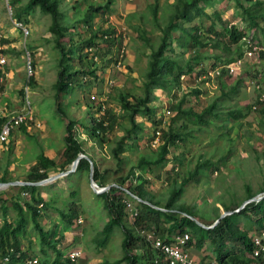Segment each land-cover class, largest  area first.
<instances>
[{
    "label": "rangeland",
    "instance_id": "obj_1",
    "mask_svg": "<svg viewBox=\"0 0 264 264\" xmlns=\"http://www.w3.org/2000/svg\"><path fill=\"white\" fill-rule=\"evenodd\" d=\"M236 2L237 0H213L211 5L205 7L207 13L201 18L203 25L207 27L210 24L220 29L222 21L217 17L218 13L221 20L228 24L234 21L237 26L242 27L244 20L239 15L240 9L237 8ZM243 2L247 3L246 0ZM90 3L93 6L109 3V7L103 14L99 12L93 14L89 17V23H86L83 18ZM174 3L175 0L157 1L160 25L167 22L175 7ZM153 4L154 0H59L60 23L66 27L65 32L69 37V40L65 41L66 48L75 46L91 35V30L97 27L112 28L117 40L119 34L122 36L121 46L112 45L111 51L104 44L101 45L102 47L93 46L91 49L82 50L84 65L89 69H94L95 75L81 74L73 82L70 92L64 94L63 97L62 107L66 113L64 116V112L58 110L54 97L53 84L59 67V50L56 47L54 35L48 28L51 22L50 14L36 6L28 16L30 34L24 38L16 20L12 17L11 3L8 0H0V45L1 48L6 49L2 51L6 57V63L2 66L5 73L0 82V114L21 109L28 99L33 117L41 122L40 125L35 126L33 121H28L25 123V130L16 126L7 140L0 143V177L11 181L10 184L0 186L1 196L6 197L8 206L6 216L9 219L16 217L12 201L16 200L18 195L21 198L28 196V191L20 187L22 183L15 181L26 180L25 176L31 165L35 163L38 154L43 152L56 162L63 160V136L66 121L69 119L74 121L77 137L85 149L84 154L92 158V162H95L99 170L104 172L107 182L115 183L116 178L119 177H126V182H129L132 178L127 177L130 171L133 170L135 174L139 172L147 179L146 188L149 194L160 202L165 201L171 187L172 177L168 178L167 171L170 170L173 162L177 163L179 172L177 177L180 181L186 175V168L192 167L200 155V158L211 156L217 159L221 154H226L218 170L212 173L209 170L203 171L198 180L188 181L176 200L178 204L191 206L199 217L197 218L199 221L204 224L210 223L206 225L212 224L214 213L217 210L216 206L219 212L226 210L221 203L242 204L248 188L256 194L262 193L260 189L264 187V114L259 110L263 103L256 99L258 92L264 91V70L261 66L264 60L258 55H247L245 51L240 62L235 64V71L228 73L229 75L226 74L224 79L227 85H230L242 70H250V72L245 76V83L242 81L239 85L237 94L224 100L220 99L216 116L213 118L214 122L207 126V129L212 128L208 130L209 132L194 131L195 136L189 137L186 145L180 143L177 147L170 146L169 158L162 167L137 170L139 158L155 155L158 145L157 143L152 145L149 141L153 128L152 119L136 115L135 120L142 124L143 130L135 129L139 131L138 139L133 140L127 137L125 139L127 145L124 144L118 156L114 155L113 149L121 137L126 136L128 132L126 128L132 127L127 113L121 109L120 93L129 94V100L132 101L133 94L143 95V83L150 52L157 47L162 34L159 26L152 19ZM198 21L199 17H196L192 22ZM136 26L145 29L149 36L148 44H145L139 37ZM1 37L9 38L10 41L2 43ZM205 37L228 41L227 38L216 37L211 32H206ZM95 41L101 42V39L96 38ZM25 46L30 50L34 62L32 74L34 79L31 82L27 81ZM173 46H175L174 52L170 53L181 63L185 62L191 51L197 49L201 53V63L206 67L212 64L214 54L223 52V48L211 45L191 49L190 47L179 48L173 42ZM233 46L234 44L231 45ZM73 55L75 57L71 60V69H80L82 64L76 57V50ZM108 57L113 59L105 62L103 58ZM195 79L192 72L190 78L185 77L179 87L171 84L169 89L155 87L152 90L153 97L150 105L156 108L158 116H162V126L167 127V123L175 113V109L170 105L176 103L183 94L186 98L184 105L193 107L195 110L202 109L218 96H222L215 79L201 82L203 90L201 93H190L189 89ZM247 103L251 104V108L242 119L233 121L227 114L229 109ZM98 104L109 107L114 112L116 121L112 127L109 126L103 130L100 138H92L86 127L90 124L92 112L99 115L95 109ZM252 104H257V107L253 108ZM168 108H171L169 113L166 112ZM181 149L185 152L183 154L185 162L182 164L178 163L175 157ZM60 171L64 170L51 169L50 175ZM91 172L93 177V168ZM132 180L135 181L136 178ZM93 182L96 189L101 187L95 181ZM126 184H123L124 188ZM38 187L40 194L48 202L40 216V222L48 231L54 222L59 221L57 208L68 207V201L72 198L77 202L81 221L63 231L59 244L63 252L73 248L80 249L78 264H113L115 259L122 257L123 231L119 226L114 227L104 245L99 244V231L108 219V212L103 206L102 198L95 193L91 184L90 170L82 169L61 174L38 184ZM74 190L75 193L71 194ZM126 200L128 211L126 223L130 224L131 211L136 207V201L130 197ZM1 212L2 210H0V222L3 219ZM26 216H29L27 212ZM239 223L242 228H245L246 223L243 218ZM258 230H260L258 224L253 223L249 234ZM58 232L57 229L56 234ZM21 241L23 247L31 254H35L38 259L43 257V251L48 254L49 258L55 254L50 245L41 242L38 231L31 221H28ZM188 251L199 263L217 262L208 241L201 248L189 246ZM116 264H126V262L121 260Z\"/></svg>",
    "mask_w": 264,
    "mask_h": 264
},
{
    "label": "trees",
    "instance_id": "obj_2",
    "mask_svg": "<svg viewBox=\"0 0 264 264\" xmlns=\"http://www.w3.org/2000/svg\"><path fill=\"white\" fill-rule=\"evenodd\" d=\"M110 1V0H108ZM157 1L154 0V4L151 8L152 19L159 26L162 34L156 48H153L150 52V58L148 60V69L145 73V80L143 83L144 93L142 96H132L133 101L129 100V94L120 93V105L121 109L127 113V117L131 123V128L126 136H122L117 146L113 149L114 155L118 156L122 151V147L130 139H138V132L143 130V126L140 122L135 120L136 115H142L152 119L153 128L149 141L155 135V130H159V140L157 143V150L153 156H141L137 163V170L139 169H154L162 167L169 158L170 146H179L180 143L186 145L189 137H194V131L205 132L211 130L207 129L208 124H213V118L216 116V109L221 102L220 99H227L233 94H237L239 85L243 81L245 83V76H247L250 70H242L238 73L237 78L230 85L226 83L224 77L229 75L227 68L224 64H229L235 59L241 57L247 46L241 40V37L248 31H252L251 38L254 43L264 47V0H246L245 4L243 0H237V8H239V15L244 20L242 27L237 26L235 22L228 24L221 20L220 14L217 13V17L222 21L220 29L214 28L213 25H203L202 16L207 11L205 7L211 5L213 0H175V7L170 13L166 23L160 25L157 13ZM245 1V0H244ZM12 7V17L16 21L28 25V16L31 11L38 6L41 10L47 12L51 16V22L48 26L50 32L54 35L56 47L59 50L58 70L56 79L54 82V97L57 103L58 110L64 112L62 104H64V94L70 92L73 82L77 80L79 75L92 73L95 75L94 69H89L84 65L82 50L107 45V49L111 51L112 45L121 46L122 36L119 34L118 40L114 36V30L110 27L101 28L97 27L92 31L91 35L84 38L73 47H65V41L69 40L65 29L66 27L60 23V10L59 0H8ZM109 3L104 5L89 4L83 21L89 23V20L95 13H105L108 10ZM199 17L198 22H192L194 18ZM139 37H141L145 44L149 43V36L144 28L136 26ZM177 34H174V32ZM206 32L213 33L216 37L227 38L225 40H212L213 38L205 37ZM96 38H100L101 42L95 41ZM210 38V39H209ZM9 38L1 37L2 43L9 42ZM173 42L179 48L207 45L218 46L223 48L222 53L214 54V60L209 67L203 66L201 63V53L195 49L190 52L184 63H181L170 52H174ZM222 42V44H220ZM234 44L233 47L231 45ZM106 49V50H107ZM77 51V59L82 64L80 69H71V60L74 59L73 52ZM0 51H6L5 48H0ZM87 51V50H86ZM86 55V53H84ZM106 55V54H105ZM258 57L264 60V49H258ZM113 58H103L105 62L111 61ZM220 66L219 73L214 75V78L221 90V97L215 98L212 102L204 106L200 110H195L193 107H186L185 95L177 100L176 103L170 105L175 109L174 115L166 126H162V116L157 115V110L150 105V101L153 97L152 90L155 87H161L169 89V85L175 87L181 86L180 75L187 73V78H190L191 73L193 76L198 77L200 74L207 71V68H215ZM264 70V61L261 64ZM3 74V70L0 67V75ZM33 76L27 80L33 81ZM194 80L193 85L189 89L192 94H199L203 90L200 83L204 79L198 81ZM263 91V90H262ZM256 101L262 102L263 106L260 107V111L264 114V98L260 99L261 91L258 92ZM255 106V107H253ZM253 108L257 107V104H252ZM170 108V109H171ZM251 108V104H245L236 108H231L227 111L229 117L233 121H238L245 117ZM99 112V115H95L94 112L90 114V124L87 125L86 130L90 137L100 138L103 130L107 127H112L116 121L114 112L109 107H105L102 104H98L95 108ZM156 114V117H155ZM5 116L0 114V125ZM180 121L179 123H175ZM161 124V125H160ZM19 126L25 130V123L22 122ZM135 129H138L137 131ZM264 131V123H263ZM209 132V131H208ZM64 147L62 150L63 160L56 162L53 158H50L43 152H40L27 172L25 179L28 181H37L50 175L51 169L66 170L70 167L72 160L80 152L85 153V149L82 146L81 141L77 137L76 128L74 127V121L69 119L65 124V134L63 136ZM231 151L230 149L228 150ZM184 150L181 149L180 153L175 156L178 159V163L185 162ZM183 155V156H182ZM201 156V155H200ZM197 157L192 167L186 168V175L182 177V180H178V166L173 162L170 170L167 171L168 178L170 179V190L168 196L164 202H160L154 199L146 188L147 179L144 178L139 172L136 174L133 170L130 171L127 177H132L129 182H126V177L116 178V182H107L105 180L104 172L100 171L97 164L93 162V180L99 186L109 185L108 188L101 192H95L103 200V206L108 212V219L105 221L103 227L99 231V244L104 245L111 235L115 226H119L123 231V237L121 240V247L123 255L121 258L115 259L113 264L118 263L121 260H125L126 264H167V258L159 249L154 247L150 241L140 233L142 229L153 232L154 236H160L162 238H170L175 233H188L189 238L186 240L185 246L201 248L208 241L212 246L215 253V259L218 264H264V261L259 257H253L252 240L249 234L253 223L258 224L260 229L264 228V195L259 199H254L246 202L238 210H234L240 206V204L231 202L226 204L221 203L226 210H232L231 212L222 216L211 227H204L196 222L197 214L193 211L192 207L184 204L176 203L177 198L183 191V186L190 180H198L203 171L209 170L211 173L220 168V162L224 161L226 154H221L217 159H213L211 156L204 158ZM92 159V158H90ZM86 169L89 170V159L81 157L75 169L78 171ZM171 174V175H170ZM136 178L135 181L132 179ZM1 181H7L4 177H0ZM127 183L125 188L123 184ZM20 187L28 191L26 198H21L19 195L16 200L12 201V206L16 210V217L9 219L7 214L6 197L0 194V210L3 215V219L0 222V258L5 264H25L26 259L31 255L27 249L22 245L21 237L25 234V229L28 221H31L38 231L40 240L42 243L50 245L55 254L52 258H49L45 251L42 254L43 257L38 259L36 264H67L70 260L65 256L66 252H63L59 246L63 237V231H66L71 226L78 222L79 209L77 202L72 198L68 201V207L57 208L59 214V221L54 222L51 229L48 231L44 228L40 222V216L43 214L42 209L46 208L48 202L44 200V197L39 192V187L36 184H21ZM264 191V187L260 189ZM75 193L71 191V194ZM256 193L247 189V195L249 198ZM130 197L136 201V207L132 209L135 213L132 216L131 223H126L127 203L126 198ZM145 200L150 203L145 202ZM42 203L41 207L38 206ZM158 206L155 207L154 205ZM214 213V220L219 216L220 212L218 206H216ZM26 212L29 216H26ZM243 218L245 220V228L240 226L239 221ZM202 219V218H201ZM198 220V219H197ZM211 222V223H213ZM210 224V223H205ZM59 227V228H58ZM57 229L59 230L58 234ZM57 235V236H56ZM45 250V248H43ZM7 256L8 259L4 260ZM72 264H78L73 263ZM86 264V263H83Z\"/></svg>",
    "mask_w": 264,
    "mask_h": 264
},
{
    "label": "built area",
    "instance_id": "obj_3",
    "mask_svg": "<svg viewBox=\"0 0 264 264\" xmlns=\"http://www.w3.org/2000/svg\"><path fill=\"white\" fill-rule=\"evenodd\" d=\"M234 22V21H233ZM16 24L21 29V32L23 34V37H27L30 34V27L21 21H16ZM251 33L243 35L241 37V40L244 42V44L247 46V49L245 50L247 55H258V49H264V47L257 45L254 43L253 39L251 38ZM1 48V45H0ZM25 52H26V60H25V69L27 72L28 79L34 72V62L30 53V50L25 46ZM241 57L235 59L229 64H224V66L227 68V73H232L235 71V64L236 62H240ZM6 63V57L2 54L0 51V67ZM220 66L217 65L215 68H207V71L200 74L197 78L198 81L204 79L203 82H207L209 80H212L214 78V75L219 73ZM3 70V68H2ZM5 71L3 70V74L0 75V82L4 78ZM194 74V72H193ZM187 77V73H182L180 75L181 78V84L182 80ZM27 85V82H26ZM260 99L264 98V91L261 92ZM255 107V106H253ZM170 108L166 109V112H170ZM5 116L4 120L1 122L0 125V143L7 140L8 136L12 133L13 129L16 126H19L20 123L24 122L27 123L28 121H33V124L35 126L40 125L41 122L39 120H35L33 117V113L30 107V101L26 99V104L19 110H11L8 113L1 114ZM159 140V130H155V135L150 140V143L152 145H155L158 143ZM42 203H39L38 206L41 207ZM135 211H131V216ZM78 222L81 221L80 216L78 217ZM140 233L151 242V244L159 249L167 258V264H202L197 262L189 253L188 247L185 246L186 240L189 238V234L184 233H175L170 238H162L160 236H154L153 232L146 231L142 229ZM251 240H252V251L251 255L253 257H260L264 261V228L258 230L257 232H254L251 234ZM80 255V249L73 248L67 251L66 257L70 260L67 264L78 263L77 258ZM8 257L5 256L4 260H7ZM38 262V257L35 254H31L25 261V264H36ZM0 264H5V262L0 258ZM16 264V263H15ZM212 264H218L212 263Z\"/></svg>",
    "mask_w": 264,
    "mask_h": 264
},
{
    "label": "water",
    "instance_id": "obj_4",
    "mask_svg": "<svg viewBox=\"0 0 264 264\" xmlns=\"http://www.w3.org/2000/svg\"><path fill=\"white\" fill-rule=\"evenodd\" d=\"M81 157H85V158H88L89 159V170H90V180H91V184H92V186L94 187V186H96L95 185V183L93 182L94 180H93V177H92V175H91V171H92V168H93V162H92V160L86 155V154H84V153H82V152H80V153H78L77 155H76V157L72 160V162H71V166L68 168V169H66V170H64V171H60V172H58V173H56V174H53V175H49V176H47V177H45V178H42V179H40V180H37V181H28V180H24V181H21V180H16L15 182H17V183H22V184H36V185H38V184H41V183H43L44 181H46V180H49V179H51V178H55L56 176H59V175H61V174H66V173H69V172H71V171H73L74 169H75V167H76V165H77V162H78V160L81 158ZM14 182V183H15ZM11 183V181H1L0 180V186L1 185H7V184H10ZM108 186L109 185H105V186H101V187H99V188H95L94 187V190H95V192L97 193V192H101V191H103V190H105L106 188H108ZM264 195V191L262 192V193H260V194H255V195H253V196H251V197H249V198H247V199H245L243 202H242V204L238 207V208H236V209H234V210H238L239 208H241L246 202H248V201H250V200H256V199H259L260 197H262ZM145 202H147V203H150L149 201H147V200H145ZM150 204H152V203H150ZM154 205V204H153ZM155 207H158V206H156V205H154ZM232 210H224V211H222V212H220V214H219V216L215 219V221L211 224V225H206V224H204V223H202L201 221H199V220H197V219H195L196 220V222H198L200 225H202V226H204V227H211L212 225H214L222 216H224L225 214H227V213H229V212H231Z\"/></svg>",
    "mask_w": 264,
    "mask_h": 264
}]
</instances>
